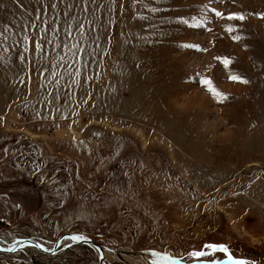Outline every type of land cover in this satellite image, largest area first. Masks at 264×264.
<instances>
[{"label": "rangeland", "instance_id": "rangeland-1", "mask_svg": "<svg viewBox=\"0 0 264 264\" xmlns=\"http://www.w3.org/2000/svg\"><path fill=\"white\" fill-rule=\"evenodd\" d=\"M81 7L0 0V244L78 234L118 256L105 264H228L216 244L264 264V0ZM98 258L69 246L0 264Z\"/></svg>", "mask_w": 264, "mask_h": 264}, {"label": "snow or ice", "instance_id": "snow-or-ice-1", "mask_svg": "<svg viewBox=\"0 0 264 264\" xmlns=\"http://www.w3.org/2000/svg\"><path fill=\"white\" fill-rule=\"evenodd\" d=\"M81 10L85 13H87L88 11V7H89V0H81ZM73 5H69V8H71ZM156 9H152V11H155ZM213 11H215L213 9ZM67 14V13H66ZM217 16H222L223 14L220 12H216ZM261 18L264 19V14H261ZM229 19H236V20H244L245 17L242 14H232L229 16ZM183 23H187V21H183ZM46 30V29H45ZM229 31H231V29H229ZM28 37H25V40H28ZM236 39H239V37H236ZM37 48H41V44L39 42H37L36 44ZM223 63L227 66L230 64V61L228 59H224ZM230 79H232L233 81L239 82V83H244L247 84L249 83L248 80L244 79L243 77H241L240 75H233L230 77ZM205 83L210 84V81H206ZM213 94L217 97V98H221L222 97V93L218 92L215 88H211L210 89ZM71 239L73 241L76 242H83V243H88V237L84 236V235H73L71 237ZM25 243H31L30 241H15V243L7 248V249H0V251H7V252H16L17 251V245H23ZM35 247L40 248L44 251H50V249L45 248V246L43 244L40 243H36L34 244ZM207 248L212 250V252H220L223 253L227 256V260H228V264H256L255 260H247V259H238L236 257L233 256V254L229 251V249L226 246L223 245H216V244H208ZM97 251H99V249H97ZM194 258L200 259L205 257L206 253L202 252V251H195L191 254ZM152 256L155 257L156 259L152 262V264H167V262L169 260H171L172 258L167 256V255H161L158 252H152ZM101 259H103V256H101Z\"/></svg>", "mask_w": 264, "mask_h": 264}, {"label": "water", "instance_id": "water-1", "mask_svg": "<svg viewBox=\"0 0 264 264\" xmlns=\"http://www.w3.org/2000/svg\"><path fill=\"white\" fill-rule=\"evenodd\" d=\"M73 235H78V234L62 235L55 242H53L50 245L43 244L39 240H36L34 238H31V237H26V238L25 237H23V238L13 237L14 241H11L10 244L5 245V246H2L0 244V249H7V248L11 247L15 243V241H17V240H19V241H30L31 243H25L23 245H17L16 246L17 251L14 253L13 252H7V251H0V254L11 255V254H16V253H20V252L27 253L29 249H32V250L38 251L39 253H41L42 255H45V256H55V254H59L61 252V250H64L65 248H67L69 246H87V247L94 248L96 251H97V249H99V251H97L98 256H99L98 264H105L104 255H105L106 248L103 245H101L100 243H98L97 241H95L91 238H88V241H89L88 243L76 242V241H73L71 239V237ZM36 243L43 244L45 246V248L50 249V251H44L40 248L35 247L34 244H36ZM101 256H103V259H101Z\"/></svg>", "mask_w": 264, "mask_h": 264}, {"label": "bare ground", "instance_id": "bare-ground-1", "mask_svg": "<svg viewBox=\"0 0 264 264\" xmlns=\"http://www.w3.org/2000/svg\"><path fill=\"white\" fill-rule=\"evenodd\" d=\"M57 135L59 137H67L70 136L71 133L69 131H67L66 129H61L57 132ZM57 252V251H56ZM56 255V254H55ZM106 260L108 261H117L118 260V256L108 250H105V255H104V262L106 263ZM126 260L130 263V264H147V262L145 261V259L143 257H126Z\"/></svg>", "mask_w": 264, "mask_h": 264}, {"label": "trees", "instance_id": "trees-1", "mask_svg": "<svg viewBox=\"0 0 264 264\" xmlns=\"http://www.w3.org/2000/svg\"><path fill=\"white\" fill-rule=\"evenodd\" d=\"M1 224V223H0Z\"/></svg>", "mask_w": 264, "mask_h": 264}]
</instances>
